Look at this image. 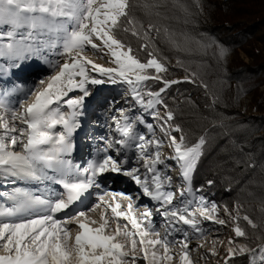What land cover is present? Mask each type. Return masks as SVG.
Listing matches in <instances>:
<instances>
[{"label":"rangeland","instance_id":"obj_1","mask_svg":"<svg viewBox=\"0 0 264 264\" xmlns=\"http://www.w3.org/2000/svg\"><path fill=\"white\" fill-rule=\"evenodd\" d=\"M104 2L105 0H97V5ZM86 3L87 0H80V11L74 12L71 7L72 0H59V3L58 0H52V5L53 7H55L56 11L64 14L55 16H53L51 13L43 14V16L39 14H33V18L27 22L30 24V32L24 35L25 40L19 42L15 41L13 39V36L8 37L7 34L10 31L12 32L11 29L18 30L21 26L13 27L11 25H0V31L3 34L0 35V52L5 51L9 44L14 45L16 49H18L19 47L18 50H22L21 52H19V55L16 56L0 55V70L3 71L5 67H8V69H12L11 72L15 73V76L12 78L15 81L19 80L18 82L21 83L22 86L21 89L25 88L24 94L22 93L21 95H26L27 97L21 100V104L15 103L10 107L3 105V110L0 115V138H2L3 143L6 146L5 152H16L22 155L29 154L28 151L23 148V143L27 142L28 135L31 132V129L28 127V123L26 122L31 120L27 109L36 102L37 96L41 92H44L46 89H48V85L51 83L52 89L49 90L50 93L56 94V90L57 88H59L62 91L67 92L68 94L66 96H63L60 100H57L50 104L48 108L44 109V112L50 118L58 119L60 115H64L66 119L71 118L73 126L71 134L68 137V140L71 144L70 149L74 147L75 143H80V136L78 135L79 126L82 123L85 124L86 119H91L90 115L92 114L93 116L100 115V117H103L102 119L109 123V125H111L113 121H115V123H118V118H125L122 120L124 122L123 129L125 127H130L131 129L128 136H124L122 130L121 134H113V136L111 137V146L117 151H119V149L122 150V157L120 154L118 155L119 158H117L116 155L113 156L111 154H107L101 156L100 160H98V163H96L98 165L99 163H102L103 160L108 156H111L121 165L120 170L115 172L106 171L104 173H97L94 177V180L95 184L99 185V187L93 186L89 188L90 191L88 190L86 194H83L84 196L82 195L84 197L82 200H80V198L79 201L72 205L70 209H67L61 213H57L55 215L56 219H60L63 222L73 221L72 223L67 224V231L69 232L70 237L69 243L71 245H74L75 243V235L77 234V232L81 231L78 227V224L75 223V220L80 212H85L86 217L80 219H86L90 227H98L101 223L107 221L105 232L107 234L116 235L117 241L125 245L124 250H130L131 240L136 239V255L138 257V259L136 260V264H147V261L143 259V251L140 252L142 250V246L139 244V236L133 234L136 232V230L133 229L132 225L129 222L125 221L124 218H114L112 216L113 213L111 212V208L98 199L99 196L103 195L104 200L112 206H115V204H127L126 209L124 206V208L120 206L118 210L127 213H129L128 211H132L131 215L133 214V217L136 216L138 218H142L140 216L141 212L137 210L138 213L136 212V215L133 212V208L129 209V205H132L133 202L137 200L134 194H138L136 188H134L131 183H134L136 184V186L140 187L141 185H138L132 177L126 175V172L131 171L132 169H138V175L141 178L142 184L146 183L150 190H156L154 187L153 174L147 171V168L144 165V160L141 157V150L137 147V145L141 143V141L139 140V136L142 131L143 133L146 132V140L159 139L163 142L162 146L159 148H157L154 143L148 145L145 151V155L147 157L155 159V154L159 152L161 161L169 160V162L167 163H157L155 165V168L156 171L160 173L159 182L162 184L161 192L173 193L171 204H163V197L158 202L157 209H159V213L157 214V221L155 222V224H146L148 227L145 228L140 225L141 230H146L148 232V236L145 239L167 238V240L169 241L170 251L168 255L172 258L171 260L160 259L158 261V264H182L180 257L183 254L184 249H182L181 245L177 241L183 239L185 234L187 235L189 244L187 252L191 264H223L222 261H224L226 259V256L229 255L230 248L233 249V253H236L237 251L246 252V245L242 241L234 240V228L239 226L240 224L248 223V221L244 219L245 214L242 211V207L247 208V204H237V202L241 201L242 198L237 196L225 199L221 198L220 200H213L201 196H195L194 202H190L185 194L186 191L189 190V178H180L181 175H183L182 168H177L175 171H173L174 168L172 167H178V163L174 160L169 159V157L175 155V148L170 144L169 138L165 136V134L161 131L163 120L160 119V117L166 118L165 114L162 113V111H157L156 109L153 110V107L147 108V101L150 98L148 99V97H145V106H142L144 107V109L137 112V117L131 118L130 112L139 105L134 99L133 90L135 89V91L139 92L141 96L148 93V90H145L144 93L140 92L141 90L146 88L147 81H142L139 84L128 83L123 81L121 78L116 77L115 82H112L108 77L93 72L91 70V65H86L85 70L87 75L89 76V80L95 78L101 79L104 82L95 85L91 83H85L84 87L86 88L88 95L84 96V92L82 90H68V80L70 78L75 80L76 82L81 79L80 76L73 75L74 73L79 72V67L66 70L59 81L52 80V77L57 76L61 72V69L66 62L69 64L73 63L74 57L90 60L93 63L102 65L105 68L117 67L114 62V58L110 54L109 49L104 46L102 42L96 40L95 37L93 38V43L98 45V47L96 48L92 47L89 44H84L82 48L75 49L71 53H67L64 50V45L69 38L71 31L79 30L78 25L83 16V6L86 5ZM95 6L96 5H94V7ZM27 23H22V25H25ZM122 50L128 51V49L126 48H123ZM224 56V54H217L215 58H217V60H220ZM223 60H229L230 63L232 57L228 55L225 56ZM190 67L199 68L203 74L206 73L210 77V79L212 80V82L210 83L222 87V83H218L214 80L215 76L213 75L212 70L210 71L208 66L201 68L197 65H191ZM169 72L172 73V71L169 69L164 75H167V73ZM142 74L146 75L145 72ZM134 76L135 74H133L132 76L133 80ZM174 76V73L170 76L167 75L168 78L172 77L173 79H178L182 76V74H177V76ZM193 78L196 79L194 76ZM111 88H114L115 90ZM199 89L201 91V87H199ZM263 90L264 86H261L259 87L257 92L259 94H262L261 92H263ZM221 92L225 93V96L228 98V100H230V103H233L235 106H241L243 111H254V103L251 102V99L253 98L252 95H245L243 98H240L238 96V93L234 91V85L230 83H228L227 85L223 84ZM95 95H101L102 101L97 102L93 108H90L93 104ZM82 96H84L82 104L77 105L75 108L67 105L66 101L68 99L75 100ZM196 99L197 97H192L189 102L190 104H193L195 107L200 109V106H198L197 103L194 102V100ZM167 102H170L173 107L178 108L179 102L175 99V96L167 100ZM22 104L24 105L25 110L22 109ZM228 108L230 109L231 106H229ZM73 112H75L74 116L71 115ZM153 113L157 114L156 119H153ZM13 114H15V119L13 118ZM140 119H142L144 123H140ZM130 122L134 123L135 128L133 127V124L131 127ZM138 122L140 123L141 131L139 130L140 133L134 136V133L136 132V125L138 124ZM3 123H7L9 131L6 132V130L2 126ZM149 123L153 125V128L151 130H149L147 127V124ZM169 130L171 131V135H173L171 126ZM50 131L54 137L53 142L43 147L47 152H54V140L58 139L59 134L65 132V129L63 125H55L50 129ZM13 136L18 138V143L15 146L11 144V139ZM115 141L118 144H115ZM119 141H124L125 143L128 142L130 143V145L127 149V146L122 149L120 148ZM70 152V150L66 151L64 153H61L59 156V159L64 162L63 168H68L69 172L67 177L65 176L63 178L61 175L63 173H61L60 171L58 172L56 168H49L47 166V163L42 160L37 162L34 167L37 170L36 173H38V176L41 173L48 174H45L44 176L48 178L47 181H43L42 179H23L22 185L27 187L29 186V192H31L33 195L35 194V196H40L42 199L46 198L47 200L52 201V203H54L56 199H64L67 202L68 193L66 194V189L64 190L62 188L63 186L60 187L61 183L63 184L64 181L69 183H77L81 180L87 183L88 179L91 176V173L86 174L83 172V169L87 168V161L79 160V158L74 159L72 153ZM66 162L68 163L67 165ZM0 169V178H2L3 175L12 173L8 166H0ZM190 172L191 170L189 171V173ZM107 174L111 179L130 177L125 178V180L114 179L115 182L119 181L121 184L129 186V191L124 193V195L122 196L124 197V199L120 198L121 195L119 191L116 192L109 189V183H113L114 181L111 182V179L107 178ZM145 177H147L146 180ZM53 179H57L60 184L54 186L52 183ZM32 180L35 181L33 182ZM128 197H131V199H128ZM213 204L216 205V209L213 213L212 220H207L199 214L198 209H200L201 207L211 209ZM254 207V210L260 208V206ZM183 209H187L184 214L189 218H191L190 214L195 213V219L198 221V225L200 228L199 232H197L190 225H185L183 224V222L178 221L177 218H173L170 215L165 216L163 214L165 211L171 213L173 210H176L178 216ZM262 209H264V206L262 207ZM7 214H9V212H4L3 214H1L0 223H15L20 222L22 219L35 218V216L41 214V210H32L31 215H29L28 212L22 213L20 215H13L9 219L4 217ZM159 219H166L165 222H160V225L164 226L162 228L158 227ZM7 220L11 222H6ZM219 221H223L224 223H219ZM117 227H119V234H121V237H119V234H117ZM176 229H179V231H177ZM160 230H164L165 233L163 234V232H159ZM126 232L130 233V235H124L125 237H122ZM157 234L159 235L157 236ZM241 249H243L244 251H241ZM152 250L153 249L151 248L149 249L150 252ZM154 250L157 252L158 257L164 256L163 248L161 246H156ZM0 253H3L2 245H0ZM256 258L258 261L261 260L260 252L257 253ZM126 264H132L130 257L126 258Z\"/></svg>","mask_w":264,"mask_h":264},{"label":"trees","instance_id":"obj_2","mask_svg":"<svg viewBox=\"0 0 264 264\" xmlns=\"http://www.w3.org/2000/svg\"><path fill=\"white\" fill-rule=\"evenodd\" d=\"M125 11L112 35L141 62L156 58L166 71H172L168 76L182 74L173 79L164 75L166 71L160 73L163 79L181 82L161 93L163 104H154L153 110L165 116L167 111L173 113L168 123L171 129L180 127V132L172 133L182 149L204 138L199 159L189 173L186 196L190 202L195 196L242 198L237 204H247L242 211L251 223L240 224L245 235L234 240L242 241L247 250L229 254L222 262L260 264L258 251L253 250L264 248V90L257 92L264 86V0H126ZM20 26L11 29L18 42L30 32L29 23ZM217 54L230 55L232 60L224 61L225 56L217 60ZM191 65L208 66L214 80L222 87L234 85L240 98L252 95L254 111L230 103L222 87L210 83L206 73ZM145 73L156 75L154 69ZM161 87V82L150 79L140 92L155 93ZM148 93L142 95L144 99H156ZM174 96L178 108L167 102ZM192 97H197L194 102L200 109L190 104ZM139 130L138 122L134 136ZM254 206L260 208L254 210Z\"/></svg>","mask_w":264,"mask_h":264},{"label":"snow or ice","instance_id":"obj_3","mask_svg":"<svg viewBox=\"0 0 264 264\" xmlns=\"http://www.w3.org/2000/svg\"><path fill=\"white\" fill-rule=\"evenodd\" d=\"M59 3V0H58ZM94 5H96L94 7ZM71 7L74 12L80 11V0H72ZM83 16L78 25L79 30H72L69 38L67 39L64 50L67 53H71L75 49H80L84 44H89L92 47H98L93 43V38L102 42L106 46L111 56L114 58V62L117 67H103L102 65L95 64L90 60L84 58H73V63H65L61 69V72L52 77L53 81H59L64 72L68 69H75L79 67V72L73 75H78L81 79L76 82L73 79L68 80V90H82L84 96L88 95L85 83L101 84L104 81L101 79H90L86 73L85 66L91 65V70L97 74L108 77L109 80L115 82V78L119 77L123 81L128 83L139 84L142 81L154 79L163 84V87L158 92L148 93V95L155 97L156 99H149L147 101V108H151L154 104H163L162 99H159L161 93L165 92L171 85L180 83L178 80L163 79L160 73L166 71L164 66L156 59H148L147 62H141L134 55L131 54V48L128 51H123L125 47L120 40L116 39L112 34V29L118 24L119 18L125 16L127 13L126 0H105L104 3L97 5V0H87L86 5L83 6ZM51 13L55 15H63L64 13L57 12L52 5V0H0V25H11L18 27L21 23H27L33 18V14ZM90 22V23H89ZM13 32H8V37L13 36ZM143 47V46H142ZM0 55H19V50L14 45L9 44L7 49L0 52ZM151 56V53H149ZM148 69H154L156 75L149 76L142 74ZM133 74L134 80L132 79ZM52 84L48 85V89L41 92L37 96L36 102L31 105L27 112L31 117L28 123V127L31 129L26 143H23V148L28 151V155H22L16 152H5V144L2 138H0V166H8L14 175L19 176L21 179H40V176L36 174L37 170L34 165L39 161H45L49 168H56L64 175H67V170L63 168V161L59 159L61 153L69 151L71 144L68 137L71 134L72 122L71 118L66 119L64 115H60L58 119L48 117L44 109L48 108L53 102L60 100L68 93L57 88L56 94L50 93ZM134 92V99L141 106H145L144 98L139 92ZM84 96L78 99H68L67 105L75 108L77 105L82 104ZM167 108V105H164ZM75 115V112L71 114ZM15 119V114H13ZM157 118V114L153 113V119ZM173 118L171 111L166 112V118L160 117L163 120L161 125V131L169 138V142L175 148V155L169 157V159L176 161L183 169V176L185 179L189 176V171L194 167L196 161L201 154L200 149L204 144V138L201 137L199 142L192 147H187L182 150L181 143H177L175 136L171 135L170 125L168 124ZM140 123H144L142 119ZM55 125H63L65 132L59 134L58 139L54 140L55 149L54 152H47L43 146L49 145L53 142V134L50 129ZM3 128L7 131V123H3ZM149 130L153 128L151 123L147 124ZM130 127L123 129L124 136H128L130 133ZM172 131L180 132L181 129L177 125ZM141 141L137 147L141 150V157L144 160V165L149 173L153 174L155 192L150 191L146 183L142 184L141 178L138 175V169H132L126 172V175L132 177L138 185H141L143 195L150 197L153 200H161L163 197V204H171L173 199V193L161 192L162 184L159 182L160 173L156 171L155 165L157 163H163L160 160V154H155V159L147 157L145 151L147 146L155 144L157 148L162 146V141L159 139L146 140L144 135L139 136ZM183 137H181V141ZM18 143V138L13 136L11 144L15 146ZM124 143V141H119ZM121 165L108 156L98 165L96 162L89 164L87 168L83 169L84 173H91L87 183L83 180L80 182H64L63 188L68 190L67 202L64 199H56L54 203L47 199H42L40 196H32L27 192H23L18 197L15 209H9V214L15 212H28L32 214V210L39 207L41 214L35 216V218L22 219L20 222L15 223H0V245H2L3 253H0V264H126V258H131L132 264H136L138 259L136 255L137 240H131L130 250H124L125 245L118 242L116 235L107 234L105 229L107 227V221L101 223L98 227H90L86 219H80L86 217L85 212H80L75 220L81 231H78L75 235V243L71 245L69 243V232L67 231V224L73 221L63 222L60 219H56L55 215L61 213L69 208L73 201H77L81 198L84 192H87L89 188L99 185L95 184L94 177L97 173H104L106 171H119ZM147 177H145V180ZM170 181V178H169ZM115 198V194H114ZM98 199L108 207L111 208V212L116 218H124L131 222L132 228L136 230L134 235L139 236V244L142 246L143 259L147 261V264H158L160 259L171 260V256L168 255L169 241L164 239H145L148 236V232L140 229V225L137 220L129 213L119 211V204L112 206L104 200V196L101 195ZM131 199V197H128ZM203 199V198H201ZM131 205H129V209ZM216 205L213 204L211 209L201 207L198 209L199 214L207 220L213 219V213L215 212ZM159 211V209H158ZM187 209L181 210L177 216V211L173 210L171 213L165 211V216H171L177 218L178 221L183 222L185 225H190L197 232L200 231L198 221L195 219V213L190 214L191 218L186 216L184 212ZM144 215L146 217L151 216L149 210H145ZM248 220V217H244ZM251 223L250 220H248ZM219 223H224L219 221ZM179 231V229H176ZM117 234H119V227H117ZM236 237H243L245 232L239 227L234 228ZM125 236L130 233H124ZM159 234H157L158 236ZM182 249L183 254L180 257L182 264H191L187 249L189 247L187 235L184 238L177 241ZM231 243V241H230ZM163 248L164 256L158 257L157 252L154 250L156 246ZM153 249L151 252L149 249ZM241 251H244L241 249ZM254 252H260L261 260L260 264H264V248L255 249ZM233 253V249H229V254Z\"/></svg>","mask_w":264,"mask_h":264},{"label":"bare ground","instance_id":"obj_4","mask_svg":"<svg viewBox=\"0 0 264 264\" xmlns=\"http://www.w3.org/2000/svg\"><path fill=\"white\" fill-rule=\"evenodd\" d=\"M15 73H13L12 75H14ZM14 82V81H13ZM8 83H10V81L8 82ZM11 84H12V81H11ZM111 90V89H110ZM9 96H13V93L12 92H10V94H7L4 98L5 99H7L8 100V98H9ZM15 96H16V94H15ZM27 98V97H26ZM102 101V99H101V95H95L94 96V101H93V104H92V106L90 107V108H93L94 106H95V104L97 103V102H101ZM14 102V103H13ZM13 102H8L7 104H5L7 107H10V106H13L15 103H16V101H13ZM19 104H21V103H19ZM3 108V101L2 100H0V115H1V112H2V109ZM90 108H88V109H90ZM139 111H141V109H138V106L137 107H135L130 113L131 114H133V115H135L137 112H139ZM90 117H93V114L92 115H90ZM103 118V117H102ZM1 120V119H0ZM99 120H100V118H98L97 119V121L94 123V124H92L90 127L91 128H97L98 127V123H99ZM79 131L81 132V133H84L85 134V136H90V133H91V131H92V129H88V127L86 126V124H84V123H82L80 126H79ZM80 137H79V140H81V136L82 135H79ZM94 142V141H93ZM94 144V146H95V142L93 143ZM78 145L79 144H74V147L72 148V149H70V153H72V154H75V152L77 151V148H78ZM88 147H90V150H91V146L90 145H88ZM82 149V148H81ZM96 150V149H95ZM94 150V151H95ZM115 151H116V156H117V158H119L118 157V155L120 154L121 155V152H118L116 149H115ZM84 152H86V149L84 148ZM94 153V152H93ZM121 157H122V155H121ZM95 158H99V155H96L95 156ZM72 161V160H71ZM67 162H69V161H67ZM66 162V165L68 164ZM89 166V165H88ZM64 167H65V165H64ZM181 167L179 166V164H178V169H180ZM79 169V168H78ZM1 170V169H0ZM57 170V169H56ZM65 170H67V173L69 172L68 171V168H66ZM176 170V168H174L173 169V171H175ZM48 171H49V169H48ZM58 171V170H57ZM179 171V170H178ZM59 172V171H58ZM61 172V171H60ZM62 173V172H61ZM37 175H38V173H36ZM45 174H47V173H41L39 176L41 177L40 179H42L43 181H47V177H44L45 176ZM87 174V173H86ZM48 175V174H47ZM62 175V177L64 178L66 175H64V174H61ZM68 175V174H67ZM19 176H17L16 175V177L15 176H12L11 178L12 179H15V180H18V181H20V178H18ZM113 177V176H112ZM45 178H46V180H45ZM107 178H110L109 176H108V174H107ZM180 178H182V179H184L185 177L183 176V175H181V177ZM188 178H189V176H188ZM111 179V178H110ZM114 179H116V178H112L111 179V182H113L114 181ZM117 179H119V178H117ZM8 180V179H7ZM35 180H37V179H35ZM35 180H32L33 182L35 181ZM58 181L57 179H53L52 180V183H53V185L54 186H56V185H59L60 183H59V181L58 182H55V181ZM65 182V181H64ZM78 182H80V181H78ZM77 182V183H78ZM41 183V182H40ZM44 183V182H43ZM85 183V182H84ZM18 185H19V183H18ZM20 185H22V183L20 184ZM29 185V184H28ZM109 185H110V187H109V189H111V190H113V191H119L120 192V198L121 199H124V197H122L123 195H124V193H126L127 191H129V186H127V185H123V184H121L119 181H114L113 183H109ZM61 186H63V184L61 183ZM29 187V186H28ZM63 188V187H62ZM135 188V187H134ZM20 190H21V192L23 193V192H26L25 191V189L24 188H19ZM61 190V189H60ZM89 191H90V189H88ZM41 191V190H40ZM136 191H137V193L138 194H134V196H136V195H138L139 196V190L138 189H136ZM59 192V191H58ZM88 192V191H87ZM87 192H84V194H86ZM22 193H19V195L20 194H22ZM27 193H29L30 195H32V196H35V194L33 195L31 192H29V191H27ZM68 193V190L66 189V194ZM59 194H61V193H59ZM48 195V194H47ZM52 195H54V194H52ZM67 196H68V194H67ZM84 196V195H83ZM83 196H81V199L80 200H82L84 197ZM141 198V197H140ZM46 199V198H45ZM51 199V198H50ZM100 201V200H99ZM4 202H5V204H4V206H2V207H0V216H1V214H3L4 212H9V209H15V207H16V204H17V200H16V202L15 203H13V202H8L6 199H4ZM66 202V201H65ZM76 203V201L72 204V205H74ZM102 203V202H101ZM106 206V205H105ZM122 208H124L125 207V209H126V206H127V204L125 205V204H122V205H120ZM124 206V207H123ZM131 208H133V212L137 215V213H138V211L139 212H141V214H140V216L142 217V218H138V217H136L135 215V219L137 220V222H138V224L139 225H142V227L143 228H145V227H148L147 225H149L148 223L151 221V223H153V219H151V217L152 216H154V215H156L157 214V212H158V209H153L152 208V205H151V203L149 202V201H147V200H145V199H137L136 201H134L133 202V204L131 205ZM130 208V209H131ZM146 209H148L150 212H151V216L150 217H146L145 215H144V213H145V210ZM40 211V209H39V207H37L36 209H34L33 211ZM138 210V211H137ZM128 212H130V211H128ZM132 212V211H131ZM131 212H130V214H131ZM137 212V213H136ZM22 213H27V212H15V211H13V213L12 214H7V215H5L4 217L5 218H7V219H9V218H11L13 215H20V214H22ZM127 213V212H126ZM133 215V214H132ZM114 218H115V216H114V214L112 215ZM139 216V217H140ZM17 217V216H16ZM148 219V220H147ZM9 220H7L6 222H8ZM125 221H127V222H129L130 224H131V222L130 221H128V220H126L125 219ZM148 221V222H147ZM9 222H11V221H9ZM147 222V223H146ZM150 223V224H151ZM147 224V225H146ZM132 230V229H131ZM146 231V230H145ZM159 232H163V234L165 233V231L164 230H160ZM132 233V232H131ZM121 234H119L118 236L119 237H121L120 236ZM122 237H125L124 236V234H123V236ZM147 238V237H146ZM138 239V238H137Z\"/></svg>","mask_w":264,"mask_h":264}]
</instances>
